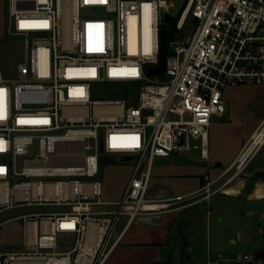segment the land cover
Returning a JSON list of instances; mask_svg holds the SVG:
<instances>
[{
  "label": "built area",
  "instance_id": "built-area-1",
  "mask_svg": "<svg viewBox=\"0 0 264 264\" xmlns=\"http://www.w3.org/2000/svg\"><path fill=\"white\" fill-rule=\"evenodd\" d=\"M174 1L9 0L8 30L24 37L26 57L17 78L0 71V212L63 209L13 217L24 220L22 244L0 249V264H103L123 217L129 223L181 207L180 198L148 196L155 159L195 148L205 154L212 116L226 112L225 90L264 83V0H181L173 15ZM175 18L165 72L149 77L147 69L160 62L161 30ZM123 82L141 85L137 103L93 98L95 85ZM263 138L264 121L193 197L209 206L217 181L245 170ZM104 156L134 158L118 200L104 198ZM79 206L85 209H68Z\"/></svg>",
  "mask_w": 264,
  "mask_h": 264
},
{
  "label": "rangeland",
  "instance_id": "rangeland-1",
  "mask_svg": "<svg viewBox=\"0 0 264 264\" xmlns=\"http://www.w3.org/2000/svg\"><path fill=\"white\" fill-rule=\"evenodd\" d=\"M181 3V0H175L170 7L169 13L177 15L181 8ZM8 6L9 0H0V71L7 77L14 79L19 76L18 64L24 62L26 49L24 37L11 34L8 30ZM94 12L104 16V13L100 10H94ZM160 15L165 20L168 11L163 7L160 9ZM140 88L141 85L137 82L98 84L94 86L92 95L94 99L126 98L129 96L130 99H127L128 103L135 104L138 100ZM235 88L238 89L239 94L242 96L238 98V104L233 108L232 114L226 103V112L222 116L214 114L210 127L212 132V152L221 154L224 159L234 151V147L237 145L234 141L235 138L240 136L247 138L264 117V83H241L236 85ZM230 90L228 89L227 91ZM193 144L199 146L201 140H194ZM37 151V147L31 150L33 153ZM172 156L178 162V166H180L173 167L172 170L181 171L184 166L189 171L198 166L201 168L208 167L209 160L202 157L200 148H195L188 154H175ZM263 156L264 148L257 158L259 159ZM161 159V157L155 159L148 195L156 192L160 193L161 189H165L164 194L171 196L186 190L187 186L197 183V181H188L183 176L174 175L173 172L171 174H163L162 177L157 175L156 172L161 167L159 166ZM58 160L60 162H71L75 158L60 157ZM134 167V162H120L108 156L102 158L101 180L105 199L118 200L123 196ZM243 171L241 173L233 171L222 176L217 181L215 188H219V191L212 196L209 206L206 202H201L183 211V219H190L188 222L179 223L184 232L180 250L181 252L183 251L184 256L182 258L184 261L187 262L190 257H193L200 260L205 259L207 262L208 242L210 245L213 243L216 249H221L218 247L219 245L227 249H234L236 252L238 250L241 251L243 260L246 253L256 250L264 251V206H262V202L249 201L242 196L231 197L223 195L228 194L225 192L227 187H235L243 180ZM208 175L213 178L216 176L210 172H208ZM233 175L232 182L225 184L228 178ZM203 181L204 184L205 179ZM250 186H254L252 181ZM61 209L63 208L24 206L0 212V248L2 250L18 248L16 245L23 239L24 220L20 218L12 219L13 217L34 212H56ZM68 209L83 210L85 207H70ZM209 210L210 213L208 212ZM177 214H180V212L171 216L173 217ZM192 217L194 220H191ZM189 226H193L192 231H189ZM246 239L247 241H245ZM220 253L223 257L229 256L226 252ZM245 261L247 260L245 259Z\"/></svg>",
  "mask_w": 264,
  "mask_h": 264
},
{
  "label": "crops",
  "instance_id": "crops-1",
  "mask_svg": "<svg viewBox=\"0 0 264 264\" xmlns=\"http://www.w3.org/2000/svg\"><path fill=\"white\" fill-rule=\"evenodd\" d=\"M235 87H229L224 92L225 103L228 104L231 114L233 108L238 104V98H241L242 96ZM228 89L231 90L227 91ZM263 121L264 117L257 127ZM253 132L247 138L245 136L236 137L234 141L237 145H235L234 151L224 159L221 154L212 152V132L209 130L206 153L203 154L202 149L200 148L202 157L209 160L208 167L206 168L198 166L189 171V169L187 170L184 166V169L182 168L181 171L175 169L172 170L173 167H180L175 158H172L173 156L161 157L162 159L159 162V166L161 167L156 172L157 175L162 177L163 174H171V172H173L174 175L183 176L186 180L197 181V183L194 182L196 183L195 185H189L186 187V190L171 196L164 194L166 191L165 189H161L160 193L156 192L148 195L151 199L180 198L179 200H181V202L178 206L181 207L161 213L142 214L129 223H127V216L123 217L117 231V235H119L118 241L103 264H253L254 262H250L249 260L245 261L246 255L252 256L256 258L258 262H261V259L258 257V252H260L258 250L246 253L243 260L241 251L238 250L236 252L234 249H227L218 244V247L221 249H216L213 246V243L210 245L209 242L206 254L207 262L205 259L200 260L193 257H190L186 262L182 258V256H184L183 251H180L184 232L179 223L185 221L188 222V220L190 221L189 218L188 220L183 219V211L196 206L201 202H205L202 200L199 201L200 198L193 197V195L201 189L205 176L208 175V172L213 173V175L215 174V177H218L223 173L224 170L234 162L244 145L251 138ZM263 148L264 143L249 160L248 165L245 168L246 170L243 171L242 174L243 180L234 187L238 189V192L231 194L225 191L228 194L223 195L231 197H246L249 201H260L262 202V206H264V156L259 159L257 158ZM108 157L116 160L120 159L118 156ZM253 174L254 176L256 174L259 175L257 178L251 180L254 184V186L251 187V181H248L247 178ZM178 212H180V214L173 217L171 216ZM191 220H194L193 217ZM188 229L189 231H192L193 226H189ZM245 241H247V239ZM21 244L22 240L16 246L20 248ZM18 248H13L12 250ZM220 252H226L230 257H223Z\"/></svg>",
  "mask_w": 264,
  "mask_h": 264
},
{
  "label": "water",
  "instance_id": "water-1",
  "mask_svg": "<svg viewBox=\"0 0 264 264\" xmlns=\"http://www.w3.org/2000/svg\"><path fill=\"white\" fill-rule=\"evenodd\" d=\"M170 21V15L168 14L165 18V22L168 23ZM166 33L167 30L166 28H162L161 34H160V45H161V51H160V62L156 66H152L147 69V74L149 77H155L162 75L165 72L166 69V61H167V56H168V48L166 46ZM120 162H125V163H131L134 161L133 156H128V157H123L119 159Z\"/></svg>",
  "mask_w": 264,
  "mask_h": 264
},
{
  "label": "trees",
  "instance_id": "trees-1",
  "mask_svg": "<svg viewBox=\"0 0 264 264\" xmlns=\"http://www.w3.org/2000/svg\"><path fill=\"white\" fill-rule=\"evenodd\" d=\"M176 22H177V18L173 19L168 25L165 26L167 30L166 46L168 45L170 37H172L175 33ZM170 32L171 34H169ZM169 55H170V52H169ZM258 257L261 259V262H255L253 264H264V251L258 252Z\"/></svg>",
  "mask_w": 264,
  "mask_h": 264
},
{
  "label": "bare ground",
  "instance_id": "bare-ground-1",
  "mask_svg": "<svg viewBox=\"0 0 264 264\" xmlns=\"http://www.w3.org/2000/svg\"><path fill=\"white\" fill-rule=\"evenodd\" d=\"M147 31H148V29L146 28L145 29V32L147 33ZM146 35V37H147V34H145ZM136 42H137V37H136V30H135V28L134 27H132L131 28V43H132V48H133V51H136L137 50V48H136ZM146 50L148 49V47L146 46V48H145ZM261 140V141H260ZM264 141V138L263 139H258V141L257 142H263ZM225 191L226 192H229V193H237L238 192V189H236V188H234V187H232V186H230V187H227L226 189H225Z\"/></svg>",
  "mask_w": 264,
  "mask_h": 264
},
{
  "label": "flooded vegetation",
  "instance_id": "flooded-vegetation-1",
  "mask_svg": "<svg viewBox=\"0 0 264 264\" xmlns=\"http://www.w3.org/2000/svg\"><path fill=\"white\" fill-rule=\"evenodd\" d=\"M258 175H259V174H256V175L254 176V174H253L252 176H250L249 178H247V180H248V181H251V180H253L254 178H257Z\"/></svg>",
  "mask_w": 264,
  "mask_h": 264
},
{
  "label": "snow or ice",
  "instance_id": "snow-or-ice-1",
  "mask_svg": "<svg viewBox=\"0 0 264 264\" xmlns=\"http://www.w3.org/2000/svg\"><path fill=\"white\" fill-rule=\"evenodd\" d=\"M86 2H87V0H86Z\"/></svg>",
  "mask_w": 264,
  "mask_h": 264
}]
</instances>
